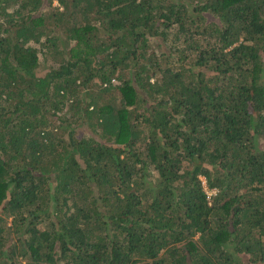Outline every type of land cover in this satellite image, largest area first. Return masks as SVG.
Instances as JSON below:
<instances>
[{
  "label": "trees",
  "instance_id": "16d2710c",
  "mask_svg": "<svg viewBox=\"0 0 264 264\" xmlns=\"http://www.w3.org/2000/svg\"><path fill=\"white\" fill-rule=\"evenodd\" d=\"M0 264H264V0H0Z\"/></svg>",
  "mask_w": 264,
  "mask_h": 264
},
{
  "label": "built area",
  "instance_id": "2783aa9c",
  "mask_svg": "<svg viewBox=\"0 0 264 264\" xmlns=\"http://www.w3.org/2000/svg\"><path fill=\"white\" fill-rule=\"evenodd\" d=\"M115 81V80H113ZM216 193V190H207L208 197H211L212 194Z\"/></svg>",
  "mask_w": 264,
  "mask_h": 264
},
{
  "label": "rangeland",
  "instance_id": "374dc122",
  "mask_svg": "<svg viewBox=\"0 0 264 264\" xmlns=\"http://www.w3.org/2000/svg\"><path fill=\"white\" fill-rule=\"evenodd\" d=\"M54 6L60 7L57 1H55ZM61 8V7H60Z\"/></svg>",
  "mask_w": 264,
  "mask_h": 264
}]
</instances>
